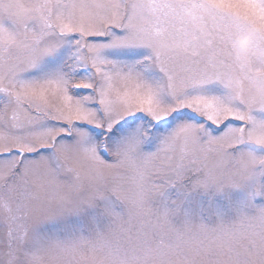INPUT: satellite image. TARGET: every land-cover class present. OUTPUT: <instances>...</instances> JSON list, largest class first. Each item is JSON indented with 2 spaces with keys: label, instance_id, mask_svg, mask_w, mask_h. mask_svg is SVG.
Segmentation results:
<instances>
[{
  "label": "snow or ice",
  "instance_id": "obj_1",
  "mask_svg": "<svg viewBox=\"0 0 264 264\" xmlns=\"http://www.w3.org/2000/svg\"><path fill=\"white\" fill-rule=\"evenodd\" d=\"M264 0H0V264H264V110L225 79Z\"/></svg>",
  "mask_w": 264,
  "mask_h": 264
},
{
  "label": "clouds",
  "instance_id": "obj_2",
  "mask_svg": "<svg viewBox=\"0 0 264 264\" xmlns=\"http://www.w3.org/2000/svg\"><path fill=\"white\" fill-rule=\"evenodd\" d=\"M260 33H264V22L255 21L233 37L231 54L234 60L249 59L255 37ZM223 87L228 101H245L253 109L264 110V68L247 77L234 72L225 79ZM240 141L264 148V125L246 128Z\"/></svg>",
  "mask_w": 264,
  "mask_h": 264
}]
</instances>
